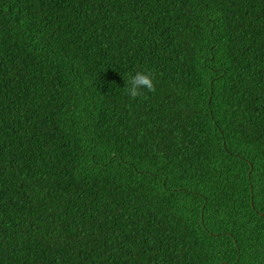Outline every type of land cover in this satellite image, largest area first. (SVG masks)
<instances>
[{"label":"trees","instance_id":"trees-1","mask_svg":"<svg viewBox=\"0 0 264 264\" xmlns=\"http://www.w3.org/2000/svg\"><path fill=\"white\" fill-rule=\"evenodd\" d=\"M0 264H264V0H0Z\"/></svg>","mask_w":264,"mask_h":264},{"label":"clouds","instance_id":"clouds-1","mask_svg":"<svg viewBox=\"0 0 264 264\" xmlns=\"http://www.w3.org/2000/svg\"><path fill=\"white\" fill-rule=\"evenodd\" d=\"M144 90L155 92L156 86L153 74L137 71L128 81L127 94L136 99L144 94Z\"/></svg>","mask_w":264,"mask_h":264}]
</instances>
